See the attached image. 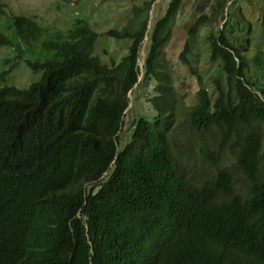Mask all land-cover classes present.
Returning a JSON list of instances; mask_svg holds the SVG:
<instances>
[{
	"label": "trees",
	"instance_id": "trees-1",
	"mask_svg": "<svg viewBox=\"0 0 264 264\" xmlns=\"http://www.w3.org/2000/svg\"><path fill=\"white\" fill-rule=\"evenodd\" d=\"M156 2L106 33L130 43L111 64L97 55L100 35L85 21L51 33L14 19L18 44L52 56L26 62L41 72L28 88H0V264H264V89L255 88L247 49L227 21L207 36L221 75L214 91L201 87L184 107L164 52L182 0L150 30ZM230 2L217 0L212 10ZM209 21L198 18L190 37ZM192 42L180 54L185 66ZM10 45L0 35V47ZM151 82L155 115L136 117L122 143L130 95ZM227 153L234 163L219 167ZM206 163L216 169L200 182L193 170ZM236 175L246 181L242 193Z\"/></svg>",
	"mask_w": 264,
	"mask_h": 264
},
{
	"label": "rangeland",
	"instance_id": "rangeland-1",
	"mask_svg": "<svg viewBox=\"0 0 264 264\" xmlns=\"http://www.w3.org/2000/svg\"><path fill=\"white\" fill-rule=\"evenodd\" d=\"M149 0H5V11L0 15V35L7 38L13 46L0 47V73L6 70L12 72L2 81L0 88L14 86L20 89L28 88L32 83L41 78V72H33L27 61L45 60L52 56L51 53L40 51V46L26 47L18 44L14 27L16 17L34 19L51 33L66 32L77 20L89 23L100 36L97 44V55L103 63H119L127 54L129 42L117 41L106 36L111 30H122L135 19L136 9L144 8ZM217 0H182L170 41L165 47V61L169 66L172 87L176 96L184 107L195 103L196 95L201 87H207L213 92V79L220 77L217 65L208 59L209 45L207 36L218 33L228 21V33L235 40L238 35L246 47V56L250 66V77L255 88L264 89V0H230L227 9L213 11L212 6ZM172 0H157L150 12L149 29L152 30L157 20L163 17ZM232 3V5H231ZM203 15L210 18L208 24L202 27L196 38L188 34L196 20ZM250 40V44L247 43ZM188 40H192L193 55L190 66H185L180 60V54ZM237 41V39H236ZM147 39L141 50L140 66L145 63L147 53ZM21 50L20 54L17 49ZM202 81V85L199 82ZM155 83L136 91L130 95L131 111L126 115V126L121 133L122 143L131 136V122L137 117L154 116L155 111L149 100L155 96ZM135 100L134 104L132 100ZM133 107V108H132ZM180 140L187 141L186 128L178 131ZM191 161L194 155L188 156ZM189 159V160H190ZM234 163L233 157L223 154L219 167H229ZM209 163L199 164L193 173L200 182L209 178L214 172ZM235 188L237 193H242L246 184L241 175H236Z\"/></svg>",
	"mask_w": 264,
	"mask_h": 264
}]
</instances>
